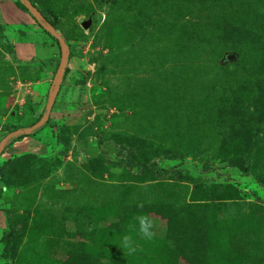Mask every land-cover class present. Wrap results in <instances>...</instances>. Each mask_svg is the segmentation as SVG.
Segmentation results:
<instances>
[{"label": "rangeland", "instance_id": "1", "mask_svg": "<svg viewBox=\"0 0 264 264\" xmlns=\"http://www.w3.org/2000/svg\"><path fill=\"white\" fill-rule=\"evenodd\" d=\"M0 264H264V0H0Z\"/></svg>", "mask_w": 264, "mask_h": 264}, {"label": "clouds", "instance_id": "2", "mask_svg": "<svg viewBox=\"0 0 264 264\" xmlns=\"http://www.w3.org/2000/svg\"><path fill=\"white\" fill-rule=\"evenodd\" d=\"M136 219L139 224V232L142 235V237L151 240L155 235L154 223L151 217L148 216L147 214H144L138 216ZM122 246L128 248L131 252L136 251L131 236L125 235L122 238Z\"/></svg>", "mask_w": 264, "mask_h": 264}, {"label": "trees", "instance_id": "3", "mask_svg": "<svg viewBox=\"0 0 264 264\" xmlns=\"http://www.w3.org/2000/svg\"><path fill=\"white\" fill-rule=\"evenodd\" d=\"M15 6H16L17 9H19V10L25 12V13H28V12L23 8V6L20 5L19 3H15ZM88 132H90V130L86 129V132H84L83 134L87 136V135L89 134Z\"/></svg>", "mask_w": 264, "mask_h": 264}]
</instances>
